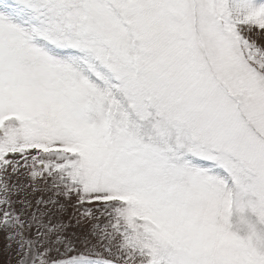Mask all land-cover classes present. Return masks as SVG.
<instances>
[{
    "label": "snow or ice",
    "instance_id": "1",
    "mask_svg": "<svg viewBox=\"0 0 264 264\" xmlns=\"http://www.w3.org/2000/svg\"><path fill=\"white\" fill-rule=\"evenodd\" d=\"M0 238L9 264H264V0H0Z\"/></svg>",
    "mask_w": 264,
    "mask_h": 264
},
{
    "label": "rangeland",
    "instance_id": "2",
    "mask_svg": "<svg viewBox=\"0 0 264 264\" xmlns=\"http://www.w3.org/2000/svg\"><path fill=\"white\" fill-rule=\"evenodd\" d=\"M19 182L20 184H22L29 193H33V187H34V181L31 179V177L29 176V174L27 172H25L24 169H21L20 174H17L15 176V178L13 179L12 183H17ZM43 195L45 197L49 196V195H54V193L50 192V191H39L37 190L34 194H33V198L34 199H39V197ZM71 211V209H70ZM3 245V241L2 238H0V247H2ZM11 259V255L9 254L8 256H0V264H9Z\"/></svg>",
    "mask_w": 264,
    "mask_h": 264
}]
</instances>
